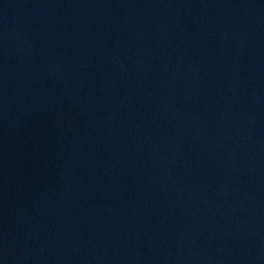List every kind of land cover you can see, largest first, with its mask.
<instances>
[{"label": "water", "instance_id": "water-1", "mask_svg": "<svg viewBox=\"0 0 264 264\" xmlns=\"http://www.w3.org/2000/svg\"><path fill=\"white\" fill-rule=\"evenodd\" d=\"M0 264H264V0H0Z\"/></svg>", "mask_w": 264, "mask_h": 264}]
</instances>
